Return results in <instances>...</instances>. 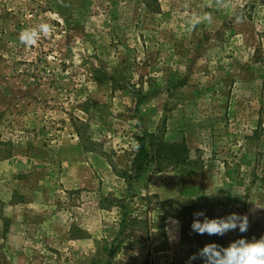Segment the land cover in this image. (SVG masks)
<instances>
[{
    "label": "rangeland",
    "instance_id": "rangeland-1",
    "mask_svg": "<svg viewBox=\"0 0 264 264\" xmlns=\"http://www.w3.org/2000/svg\"><path fill=\"white\" fill-rule=\"evenodd\" d=\"M145 132L164 149L136 177ZM197 211L249 229L199 234ZM262 236L264 0H0V264H189Z\"/></svg>",
    "mask_w": 264,
    "mask_h": 264
},
{
    "label": "clouds",
    "instance_id": "clouds-1",
    "mask_svg": "<svg viewBox=\"0 0 264 264\" xmlns=\"http://www.w3.org/2000/svg\"><path fill=\"white\" fill-rule=\"evenodd\" d=\"M53 26L42 23L39 25V31L47 34ZM37 29L25 30L21 33L20 39L30 44L36 43ZM194 217L191 229L199 234L223 236L231 230L238 229L244 233L249 229L248 214L237 212L230 213L227 217L209 218L204 211L193 213ZM198 217H204L203 220ZM174 224L179 221L173 220ZM200 258L203 264H264V236L259 239L248 240L241 237L232 241L227 247L216 242L206 244L189 257V264Z\"/></svg>",
    "mask_w": 264,
    "mask_h": 264
},
{
    "label": "trees",
    "instance_id": "trees-1",
    "mask_svg": "<svg viewBox=\"0 0 264 264\" xmlns=\"http://www.w3.org/2000/svg\"><path fill=\"white\" fill-rule=\"evenodd\" d=\"M155 138H157V135L154 133H148L145 132V134L140 137V143H139V147L137 152L135 153V157H134V170L136 173V177H139L140 175H142V173H144L145 171H147L150 167H152V165L157 161V159L159 157L162 156V151L164 149L163 144L161 145V147H155ZM161 150H160V149ZM134 178V177H132ZM130 178V179H132ZM126 231L125 227L122 226L120 228L119 231V235L117 237V240H119V243L115 246L114 250H118L120 249V245H121V240H120V236ZM106 248H102V251H105ZM101 251V253H102ZM113 251H109V253L113 252ZM100 258L98 259H93L92 264H98Z\"/></svg>",
    "mask_w": 264,
    "mask_h": 264
}]
</instances>
